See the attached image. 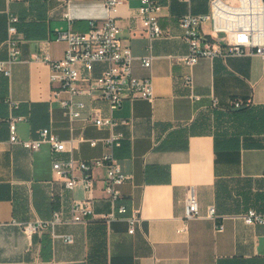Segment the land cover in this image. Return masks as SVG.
Wrapping results in <instances>:
<instances>
[{"label": "crops", "instance_id": "crops-1", "mask_svg": "<svg viewBox=\"0 0 264 264\" xmlns=\"http://www.w3.org/2000/svg\"><path fill=\"white\" fill-rule=\"evenodd\" d=\"M105 1L0 0V62L9 59L10 17L19 20L21 51L11 76L0 74V264H264V226L243 220L251 209L264 214V57L201 59L186 67L178 62L189 52L178 20L208 14L211 0H159L165 35L151 40L139 18V0H124L117 22L134 57L133 74L152 80L155 98L126 100L113 111L82 69L81 94L73 103L84 108L72 122L54 97L58 88L49 65L37 58L62 60L67 45L56 40L57 33H88L91 23L110 17ZM149 57L152 67L145 69L141 60ZM105 69L96 65L93 78ZM232 101L243 107L232 108ZM91 117L113 119L116 127L97 128ZM11 118L23 119L17 123L21 141L50 130L66 144L64 160H101L108 153L104 141L122 135L114 157L128 181L117 206L139 215L135 234L124 220H100L112 211L104 192L106 168L93 167L92 192L81 184L66 189L48 145L32 153L10 143ZM73 176L83 174L75 170ZM190 189L200 214L186 222ZM86 201L96 218L73 222V203ZM56 214L62 222L25 232L28 225L52 223Z\"/></svg>", "mask_w": 264, "mask_h": 264}, {"label": "built area", "instance_id": "built-area-1", "mask_svg": "<svg viewBox=\"0 0 264 264\" xmlns=\"http://www.w3.org/2000/svg\"><path fill=\"white\" fill-rule=\"evenodd\" d=\"M61 2L69 5L71 0H61ZM139 2V18L148 38L151 40L163 37L165 33L159 21L163 10L160 1L139 0ZM123 4L124 0H106L105 6L110 17L103 22L91 23V29L86 34L74 33L71 29L58 32L56 40L67 45L62 60L52 62L47 57L37 58L49 65L50 81L58 88L54 97L72 122L80 118V111L84 108L83 104L75 106L73 103V99L81 94L79 82L82 78V69L87 72L90 80L95 82L99 96L109 102L113 111L120 109L126 100L153 101L155 98L152 80L140 79L133 74L134 57L130 47L122 39V29L117 22L119 9ZM18 23V18H9L7 42L9 59L0 62V74L6 77L11 76V66L16 64L21 56L20 44L16 39ZM208 24L211 30L210 33H205L203 26ZM178 25L189 46L188 54L178 59V62L186 67L195 66L201 59H226L249 55L264 57V0H236V4L224 0H211L208 14L186 15L178 20ZM141 63L143 68L150 69L152 57L142 59ZM96 65H106V69L95 79L92 75ZM186 81L187 85H192L189 78ZM62 93L68 95L67 100L60 98ZM88 94L92 95V92ZM231 106L239 109L242 104L232 101ZM22 120L10 119V143L20 145L32 153H37L43 145H48L53 157V170L58 176L67 179L66 189L73 191L81 184L87 192H92L93 167L106 168L104 192L112 203V211L100 217V220L108 224L124 220L129 225V234L134 235L141 221L139 215L135 212L129 215L127 207L117 206V201L121 198L120 188L128 181V177L122 174L114 157L115 150L121 147L123 136L112 134L104 141L108 153L101 160L93 163L74 159L64 160L62 155L66 152V144L48 129L40 132L38 140L21 141L17 136V123ZM91 121L97 128H109L112 132L116 127L113 119L91 117ZM90 146L96 147L97 141L90 142ZM75 170L83 174L82 179L73 176ZM71 213L72 221L75 223H84L96 218L93 205L88 201L73 203ZM199 214L195 191L190 189L186 201L185 221L197 219ZM209 218L212 220L217 218L214 207L209 209ZM243 220L249 226H264V214L253 209L245 213ZM60 222L62 218L56 214L52 223L38 222L26 226L24 230L27 235H33L43 232L49 225L53 226ZM223 231L222 225L217 228V232ZM66 240L72 242L70 238Z\"/></svg>", "mask_w": 264, "mask_h": 264}, {"label": "rangeland", "instance_id": "rangeland-1", "mask_svg": "<svg viewBox=\"0 0 264 264\" xmlns=\"http://www.w3.org/2000/svg\"><path fill=\"white\" fill-rule=\"evenodd\" d=\"M225 2L236 4V0H224Z\"/></svg>", "mask_w": 264, "mask_h": 264}, {"label": "trees", "instance_id": "trees-1", "mask_svg": "<svg viewBox=\"0 0 264 264\" xmlns=\"http://www.w3.org/2000/svg\"><path fill=\"white\" fill-rule=\"evenodd\" d=\"M231 107H232V106H231ZM242 107H243V104H242V106H241L240 108H242ZM232 108H234V107H232ZM240 108H239V109H240Z\"/></svg>", "mask_w": 264, "mask_h": 264}]
</instances>
